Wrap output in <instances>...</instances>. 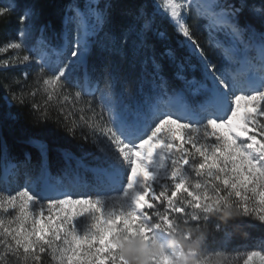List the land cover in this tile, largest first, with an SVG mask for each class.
<instances>
[{
  "label": "snow or ice",
  "instance_id": "6c2138e0",
  "mask_svg": "<svg viewBox=\"0 0 264 264\" xmlns=\"http://www.w3.org/2000/svg\"><path fill=\"white\" fill-rule=\"evenodd\" d=\"M11 17L8 103L51 139L13 154L0 112V264H237L224 242L264 230V0L0 3Z\"/></svg>",
  "mask_w": 264,
  "mask_h": 264
},
{
  "label": "trees",
  "instance_id": "16d2710c",
  "mask_svg": "<svg viewBox=\"0 0 264 264\" xmlns=\"http://www.w3.org/2000/svg\"><path fill=\"white\" fill-rule=\"evenodd\" d=\"M0 3H8V0H0ZM17 30V21L15 17L5 18L3 22H0V45L8 42L15 38ZM169 42L173 45L176 44L178 37L174 33L170 26L165 25ZM200 39L203 42L205 35H200ZM4 54H0L2 57ZM215 59V57H213ZM14 75H18L14 70H0V112L6 108H10L12 113L17 117L16 121L12 122V131L5 134V139L8 143L9 149L13 154L19 155L23 150L27 149V145L23 144L22 141L25 136L32 134L33 132H39L45 137V139H51L50 134L44 133L39 128H35L31 122V118L27 109L19 108L12 104L9 105L10 91L6 87ZM53 152H52V167L55 172L59 167L62 166L63 161L60 159L59 154L55 151L57 146L65 148H73L74 142L68 137H57L52 140ZM90 179V177H89ZM24 178H19V183L22 185ZM0 188H11L12 191L16 190V185H0ZM229 249H235L234 255H239L237 264H242L244 253L250 250H261L264 247V230L259 227H249L244 229L236 230L235 234L232 235L229 240L224 242Z\"/></svg>",
  "mask_w": 264,
  "mask_h": 264
}]
</instances>
